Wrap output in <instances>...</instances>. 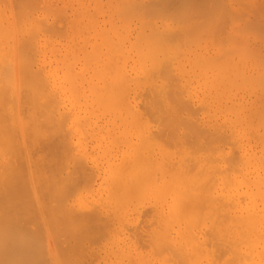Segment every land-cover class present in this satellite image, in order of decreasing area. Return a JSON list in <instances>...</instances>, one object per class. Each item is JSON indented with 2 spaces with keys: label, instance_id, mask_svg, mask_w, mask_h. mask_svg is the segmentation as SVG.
Here are the masks:
<instances>
[{
  "label": "bare ground",
  "instance_id": "bare-ground-1",
  "mask_svg": "<svg viewBox=\"0 0 264 264\" xmlns=\"http://www.w3.org/2000/svg\"><path fill=\"white\" fill-rule=\"evenodd\" d=\"M57 1L5 6L0 229L19 232L23 220V229L35 230L25 220L36 226L40 216L43 226L56 225L44 227L63 256L71 243L63 251L59 243L78 233L73 223L106 213L103 226L96 222L102 238L114 216L128 227L115 240L114 264H264V56L257 47L264 27L261 34L259 20L244 18L246 3L240 12L234 6L239 14L244 8V23L225 24L229 0ZM254 26L260 39L251 42ZM70 199L84 213L76 211L75 220L73 210H63ZM68 214L75 228L70 218L65 224ZM87 222L79 239L99 245ZM60 230L65 240L56 237ZM13 235L1 234L8 240L1 245L11 253L28 249V264H36L32 240L22 248L26 234ZM81 245L66 255L91 258L87 245L78 253ZM23 257L19 264L29 261Z\"/></svg>",
  "mask_w": 264,
  "mask_h": 264
},
{
  "label": "rangeland",
  "instance_id": "rangeland-1",
  "mask_svg": "<svg viewBox=\"0 0 264 264\" xmlns=\"http://www.w3.org/2000/svg\"><path fill=\"white\" fill-rule=\"evenodd\" d=\"M1 1H2V0H0V5H1L0 10L2 11V12L0 11V42L3 40V38L5 37L4 35L6 34L5 26H6L7 16H8V14H9V11H8V10H9V9H8L9 7H5L6 4H7V6H9L7 0L5 1V2H6L5 4H4L3 2H1ZM3 1H4V0H3ZM8 1H9V0H8ZM52 1H53V3L55 2V6L57 5L56 2L59 3V1H57V0H52ZM222 1H223V0H222ZM225 1H226V0L223 1V4H225V5L227 6L229 3L226 1V2L228 3V4H226ZM237 1H238V2H237ZM253 1H254V0H252V1H251V0H250V1H244V0H243V2L246 3V6H247V8H248V9L245 8L247 14L245 13L244 8H242V11H243L244 14H243V13H240V14H239V12L241 11V9H240L241 7H240V6L245 7V6H243L244 3L242 2V0H232V1L229 0L230 3L233 2V4H234V5H233V4L231 3V4L228 5L229 7H231L230 5H233V6L231 7V9H230V8H225V9L222 8V9H223V10H226V9H227L226 11H230L231 13H232L233 11L238 12V11L240 10V11L238 12V16H239V17H240L242 14H243V15L246 14V16H244V18H245V17L249 18L250 16H252V17H253V19H252V17H251L252 22H253V21H258V20H259V21H258V22H259L258 25L260 24V25H261V28H262V27H264V23L261 24L260 21L263 20L262 22H264V19H263V18H264V13H263V11H264V4H263V3H264V2H262V1H264V0H261V2H260L259 0H255L254 2H253ZM258 1H259V3H258ZM219 2L221 3V1H219ZM248 2H249L250 4H251V3L253 4V5L251 4V5H252L251 7L254 8V9H256V8L258 9L257 6L260 5V6H259L260 8L258 9L259 11H258L257 9H256L257 11H256V10L254 11V9L252 10L251 7L249 6V3H248ZM220 3H219V4H220ZM240 3H241V4H240ZM247 3H248V4H247ZM223 4H222V5H223ZM255 4H256V5L258 4V5L256 6ZM244 5H245V4H244ZM261 5H262V6H261ZM219 6H220V5H219ZM234 6L237 7V10H238V9H239V10H238V11H237L236 9L234 10ZM220 7H221V6H220ZM220 7H219V10H220ZM239 7H240V8H239ZM261 7H263V8H261ZM232 8H233V11H232ZM4 9H5V10H4ZM228 9H230V10H228ZM223 10L221 11L222 13H223ZM249 10H250V14H248ZM260 10H262L261 13H260ZM252 11H253V12H252ZM230 12H228V14H229ZM236 12H233L234 15H236ZM251 12H252V14H251ZM2 13H3V15H2ZM225 13H226V12H225ZM231 13H230L231 16H230V15H227L228 17H230L229 20L226 19V18H225V19L222 18V20H223V22H225V24H227V22L230 21L231 18H232L233 20L235 19V20L238 21V22L240 21L239 23H241V22L244 23V21H243V19H242L243 16L240 17V18L242 19V20H241V19H239L238 16L236 17V16L232 15ZM258 13H259V14H258ZM226 14H227V13H226ZM257 14H258V16H256ZM260 14H262V17L260 16ZM221 15H224L223 17H227V16H225L224 13L221 14ZM248 15H249V17H248ZM253 15H254V16H253ZM259 17H261V18H259ZM236 18H237L238 20H237ZM224 20H226V21H224ZM235 20H234V21H235ZM232 22H233V21H232ZM249 22H250V25H251L252 22L250 21V19H249ZM228 23H229V22H228ZM236 23H237V22H236ZM254 23H255V22H254ZM254 23H252V24H254ZM237 24H238V23H237ZM255 24H256V23H255ZM255 24H254V25H255ZM245 25H246V23H245ZM260 25H259V27H260ZM246 26H247V25H246ZM255 26H256V25H255ZM255 26H254V28L252 27V31L250 32V34H248V33H249V31H250L251 29L247 31V35H248V37L250 38L249 40L251 41V39H254V40H252L251 42H255V41H256L255 39L258 38L257 35H259V34L261 33V31H263V28L260 30L259 27L256 26V27L258 28V31H260V33L258 34V31L256 30L257 28H256ZM255 28H256V29H255ZM253 30H254L255 32H254ZM252 34H254V35H252ZM255 34H256V36H255ZM261 34H262V33H261ZM249 35H250V36H249ZM262 35H263V36H262ZM262 35H259V37L261 36V37L264 39V31H263V34H262ZM254 37H255V38H254ZM261 37H260V38H261ZM260 38H259V39H260ZM262 38H261L260 40L257 39V40H259V41H257L258 43L261 42V41L263 42V43H261V44H260L259 46H257V47H259V51H260V53H261V51H262L261 54H263V56H264V41H263ZM0 45H1V44H0ZM261 48H262V49H261ZM260 49H261V50H260ZM2 58H4V56H2V53H0V61L3 60ZM64 201L66 202V203L64 202L66 205H67L68 202H69V203H68V205H67L66 208L64 207L63 210H65V209H70V214L72 213L71 210H73V213H75L76 211H79L80 209L82 210V206L80 205V206H81V207H80L79 204H78L77 202H74V201L71 200V199H70L69 201H67V200H64ZM60 203H61V206L59 205ZM60 203L57 204L56 206H58V205H59L60 207L65 206V205L63 204V202H60ZM29 204H30V203H29ZM29 204H26V205H28V206L30 207L32 204H30V205H29ZM76 204H78V207H76ZM68 206H69V207H68ZM58 208H59V207H58ZM79 208H80V209H79ZM59 209H60V208H59ZM61 209H62V208H61ZM74 210H75V211H74ZM81 210H80V212H81ZM65 211L68 212V210H65ZM82 213H83V212H81V214L79 215L78 212H77V215L81 217V216H82ZM83 214H84V213H83ZM94 214H96V215L99 214V215H100V213H94ZM94 214H92V215H94ZM87 215H89V214H87ZM92 215H91V216L89 215L88 217H91L90 219H93V220H95V221L92 220V222H91V220H89V218H88V222H87V221H86V217H85L86 215H85V216H83V219H81V218H79V217L77 216L80 220H83L82 222L79 220L80 222L78 221V223H77V222H76L77 220H76V221H73V220H75V219H78V218L76 217V213L74 214V216H75L76 218L74 217L73 220L70 218V217H73V216H71V215L68 214V217H67V216L65 217V218H68V219H67V223H65V224L68 225V223H69L68 221H70V220H72V221H70L69 227L74 226V225H72L71 222H76V223H73V224H79V225H81V226L83 225V224H82L83 222H87V223H84V224L89 225V226H90L89 229H92V231H93V229H95L93 232L96 233V234H98L97 231H96V229H98L97 226H96V224H98V225H100V224H99V223H96V222H98V221L100 222V221H101V222H102V226H103V224H105V223H103V221L106 220L107 218H104V219H103V218H101V217H102L103 215H104L105 217H108V216L106 215V213H101L100 217H98L99 215H98V216H95V215H94V218H93ZM34 216H35V215H34ZM36 216H37V215H36ZM36 216H35V217H36ZM69 216H70V217H69ZM37 217H38V216H37ZM39 217H40V216H39ZM39 217L36 218V219H37V224H38V225H39V223H38V219H39ZM97 217H98L99 219L101 218L103 221H102L101 219L99 220ZM111 217H113V215H112ZM33 218H34V217H33ZM65 218L63 217V219H62V221L64 220L63 222H66V221H65V220H66ZM69 218H70V220H69ZM84 218H85V219H84ZM96 218H97V220H96ZM115 218H116L115 216H114L113 218H111V220H110L111 222L109 221V223H108V225H110L111 227H110V226H106V225H107V223H106V225H105V226L107 227V228H106V231H107L109 228L112 229L113 227H115V230H117V228H118V226H119L118 223H122V224L120 225V228L118 229V231L121 230V231L123 232L124 229L128 228L127 225H125L126 223L123 222L122 218H120V219H118V218L115 219ZM23 219H24V218H23ZM36 219H35V221H36ZM48 219H49V218H48ZM112 219H114V221L116 220L115 223H112ZM0 220L3 221V220H5V219L3 218V219H0ZM31 220H32V218L30 217V219H29V218H28V219L26 218L25 221L27 222V224H30V223H31L30 225H31L32 227H35V230H34V228H31V229L28 228V229H26V230L23 229V226H21V224L23 223V224L25 225V223L23 222V220H21V221L18 220V225H20V226H16V229L18 228V231H19V230H20V231H19V232H16L17 230H14V232H15V240L19 237L20 232L22 233L23 236L26 234V235H25V238H27V240H26V239H25L24 237H22V235H21L20 237H22L23 240H21V238L19 237V238H20V243L23 242V241H28V240H29V242H30V240H32V241H31L32 243L30 242V243H31V247L35 248L34 250H36V251H34V250L31 248V250H33L34 252H33V251H30V250H29V252H32L33 256H35V257L32 258V259H35V258H36V261L39 260L36 264H41L42 261H40V258H41V260H42V259H44V260L46 259V260H47V257H48L49 260H50V261H49L50 263L48 262V264H51V262H52V264H59V263H58V259H57L58 257H56V256H57L56 254H58V253H56V252L54 251L55 249L57 250L56 247H58V245L55 247V249H53V245H52V244H54V243H50V242H54V239L52 238L53 241H51V239H49V236H48V234H47L48 231L46 232V229H45V227L48 226L49 229L47 228V230L50 231V227H52V226L55 225V224L53 223L54 220L52 221L53 224L50 225V227H49V223H47V226L44 225V226H45V227H44L43 224H42V221H43V223H45V224H46V222H48V221L44 222V221H45L44 218H40V219H39V220H40V224H41V226H43V230L41 229V230L43 231V236H42V237L39 236L38 229H37L38 227L36 228V226H38V225L34 226L35 224L33 225V221L31 222ZM33 220H34V219H33ZM60 220H61V219H60ZM60 220H58V222H61ZM84 220H85V221H84ZM108 220H109V219H107V221H108ZM10 221H11V223H15V222H13L12 219H10ZM14 221H15V219H14ZM35 221H34V222H35ZM56 221H57V220H56ZM56 221H55V222H56ZM114 221H113V222H114ZM19 222H22V223L19 224ZM50 222H51V221H50ZM93 222H94V223H93ZM116 222H117V223H116ZM4 223H5V221H3V223H1V224L4 225ZM11 223H10V224H11ZM56 223H57V222H56ZM80 223H81V224H80ZM92 223H93V224H92ZM111 223H112V224H111ZM123 223H125V224H123ZM1 224H0V226H1ZM63 224H64V223H63ZM63 224H61V225H63ZM65 224H64L63 226H66V227H67V225H65ZM3 225H2V226H3ZM12 225H13V224H12ZM14 225H17V224L15 223ZM59 225H60V223H59ZM61 225H60V226H61ZM79 225H76L77 228H75L76 226L73 227V228L77 229V230H76V233H77V232L79 233V230H78V229L81 228ZM91 225L96 226V227H93V226H91ZM112 225H113V227H112ZM122 225H124V226L122 227ZM2 226H1V229L6 228V227H2ZM4 226H5V225H4ZM9 226H10V225H9ZM26 226H27V225H26ZM39 226H40V225H39ZM55 226H56V225H55ZM63 226H62V227H63ZM85 226H86V225H85ZM128 226H129V225H128ZM69 227H67V233L69 232L68 234H70V231H71V230L68 231ZM82 227H84V225H83ZM91 227H92V228H91ZM53 228H54V227H53ZM99 228H101V227H99ZM102 228H103V227H102ZM1 229H0V235L2 234V236H3L4 231L1 230ZM8 229H9V230H8ZM12 229H13V228L10 229V227L7 228V231H9V234H10V230H12ZM14 229H15V228H14ZM51 229H52V228H51ZM56 229H57V228H56ZM64 229L66 230V228H64ZM64 229H62V230H64ZM82 229H83V228H81V230H82ZM110 229H109V231H111V233L108 231V232H109V235H108V236H110L109 238H107V234H108V232L106 233V232L103 231V232H104V235L106 234L105 237L108 239V241H107L106 239H105V240L103 239V238H105V237L102 238L103 235H100V234H98V235H94L93 232H92V235H91L89 232H87V233H89V235H91L92 237L98 236L97 238H99V236H100L101 239H103L102 241H101V239H100V242H102V243H100L99 245H98L99 240H98V243H97V241H96L95 239H94V241H93L92 243H90V240L88 239V237H87L88 240L84 241V240L86 239V238H85L86 236H85V237L82 236V234H83L82 232H83V231L85 232L84 229L82 230V232L80 231L79 234H81V235H79L78 233L75 234V232H74L75 230L72 229V232L74 233V236H71V235H73V233H72V234L70 235V237H71V238L73 237V238H74V241H73V238L70 239V240L67 239V238H70L69 235H68V236L66 237V240H68V244H65V243H67L66 240H65V236H66V234H64V233H65V232H64L65 230L63 231L64 233L62 232V230H60V231L62 232V235H61V233H60V234H59L60 236L58 235V236H56V237H58L59 239H60V237H61V238L64 237L63 240H65V241H62L61 244H63V245H60L59 242H56V243H59V247H60V246H64V248H65V246L68 247L67 245H69V243L72 244L73 242L76 243L77 245H81V242H80L81 239H79V238H81V236H82V237H83L82 239H84V238H85V239H84V240H81V241L87 243V244L85 243L84 245H85V246L87 245V249H88V250L90 249V251H88L87 249H86V251H85V250H84V247H83L84 245H83V246L81 245L79 248H78V246H77V249H76V250H77L78 253H79V251L82 252V250H79V249H82V248H83V250H84L85 252H87L88 256H90L91 258H94V259H92V261H90L91 258L88 257V259H87L86 256H83V258H79L80 256H82L81 253H80V256H78L77 254H75V256H76V255L78 256L77 258H78L79 260L81 259V260H80V264L82 263L83 260H85V257H86V260H87V261L85 260L86 263H88V262L90 261L88 264H106L107 262H108V264H114V263L112 262V260L114 259L113 261L115 262V257H116V253H115L116 250H115V249H116V247H118V242H116V241H117V240H120L121 237L123 236V234H121V233H122L121 231H119V233L121 232L120 234L115 233V232H118V231H115L114 228H113L112 230H114L115 232H113V231L110 230ZM122 229H123V230H122ZM41 230H40V231H41ZM87 230H88V227H87ZM87 230H86V231H87ZM103 230H105V228H104ZM1 231H2V232H1ZM7 231L5 232L6 235H8V234H7ZM40 231H39V232H40ZM51 231H54V230H51ZM51 231H50V232H51ZM55 231H56V230H55ZM99 231H100V230H98V232H99ZM101 231H102V230H101ZM14 232L12 233V231H11V234L8 235L9 237L12 238V240H13V238H14V235H13ZM103 232H101V233H103ZM5 233H4V236H6ZM17 233H18V236H17ZM40 233H42V232H40ZM58 233H59V230H58V232H56V233L54 232L55 235L58 234ZM112 233H113V236H114V237L111 236ZM12 235H13V236H12ZM40 235H41V234H40ZM49 235H50V234H49ZM64 235H65V236H64ZM77 235H78V236H77ZM86 235H87V234H86ZM89 235H87V236H89ZM93 235H94V236H93ZM116 235H117V237H119L118 239H117ZM2 236H1V238H0V245L2 244V241H3V242H4V241H8V240H6V239H2V238L4 237V236H3V237H2ZM8 236H6V237L8 238ZM16 236H17V237H16ZM30 236H31L32 238H30ZM75 236H76V237H75ZM120 236H121V237H120ZM6 237H5V238H6ZM39 237H40L41 239H40ZM50 237H51V235H50ZM52 237H53V236H52ZM11 238H9L10 241H11ZM54 238H55V237H54ZM75 238H77V241L79 240L78 242H80V243H77V241H76ZM89 238H91V237H89ZM95 238H96V237H95ZM24 239H25V240H24ZM56 239H57V238H56ZM39 240H40V241H41V240L43 241V242L41 241V242H42V245H41V246H40V241H39ZM60 240H62V239H60ZM91 240H93V239H91ZM115 240H116V241H115ZM17 241H18V240H17ZM57 241H58V239H57ZM70 241H71V242H70ZM75 241H76V242H75ZM109 241H110V243H109ZM112 241H113V243H112ZM114 241H115L116 243H115ZM18 242H19V241H18ZM33 242H34V244H33ZM83 242H82V244H83ZM88 242H89L90 246H89ZM94 242H96L97 244H96V243L94 244ZM10 243H11V242H10ZM23 243H24V242H23ZM23 243H22V244H23ZM56 243H55V244H56ZM74 243H73V245L76 246V244H74ZM107 243H109L110 246H108ZM114 243H115V244H114ZM5 244H6V242H5ZM25 244H27V243H24V244L22 245V248H23V246H24ZM71 244H70L69 247L73 246V245H71ZM104 244H105V245H104ZM18 245L20 246V244H18ZM29 245H30V244H29ZM95 245H98V246L96 247ZM114 245H116V246L113 247ZM1 246L3 247L4 244L1 245ZM1 246H0V248H1ZM54 246H55V245H54ZM75 246H74L73 248H75ZM102 246H103V247H102ZM107 246L109 247V252L107 251V249H108ZM40 247H41V249H40V251H39V248H40ZM69 247H68V248H69ZM27 248H28V245H27L26 249H27ZM61 248H62V247H60V250L63 251L64 248H62V249H61ZM68 248H66V250H65L66 252H68V253L71 252V254H72V253H76V251H75L74 249H73V250H74V252H73V250H70V248H69L70 251H67ZM85 248H86V247H85ZM110 248H111V254H110ZM29 249H30V248H29ZM58 249H59V248H58ZM92 249H93V250H92ZM3 250H5V246H4V249H2V248L0 249V252L3 251ZM6 250H7V249H6ZM6 250H5V251H6ZM22 250L24 251V253H25V251H28V249L25 250V248L22 249ZM60 250H58V251H60ZM95 250L97 251V253H98L99 255H98L97 253H95V252H92V251H95ZM5 251H4L3 253H8V255H5L4 258H1V257H0V258H1V259H4V260L2 261L3 263L6 261V264H9V263H11L10 261H11V260L13 261L14 257H16V256H15V255H16L15 253H17V251H15V253H14V252L11 253V252H9L8 250H7L8 252H5ZM37 251H39V252H37ZM41 251H42V252H41ZM65 251H64V252H65ZM99 251L102 252V253H100ZM19 252H21V250H20V251L18 250V253H17V254H19V256L17 255L18 258H19V257H22V258L24 259V257H23L24 255H25V258H26V256H28V257H27L28 259L26 258L27 260H29L28 262H26V263L28 264V263L30 262V257H29V255H30L31 253L28 255V253H27V254H26V253L24 254V253L22 252V254H21V253H19ZM60 252H61V251H60ZM60 252H59V254H58L59 257H61V258H60V261H61V259H62V257H63V263H62V261H61V262L59 261L61 264H64V261L67 260V256L69 257V258H68V260H69V259H71V257L74 255V254H73L72 256H69V255H66V254H68V253L65 252L66 254H64L63 256H61V254H63V252H61V253H60ZM90 252L92 253L91 255H90ZM13 253H14L15 255H13ZM55 253H56V254H55ZM93 253H95V255L97 256V258H96V256L94 257V254H93ZM11 254H12V255H11ZM83 254L85 255L84 252H83ZM87 254H86V255H87ZM101 254H104V255H101ZM105 254H106V255H105ZM2 255H4V254H2ZM21 255H23V256H21ZM41 255H42V257H41ZM111 255H112V256H111ZM113 255H114L115 257H114ZM0 256H1V254H0ZM6 256H8V257H6ZM30 256L32 257V255H30ZM64 256H65V257H64ZM99 256H100V257H99ZM9 258H10L11 260H9ZM18 258H15V259L18 260ZM73 258H74V256L72 257V259H73ZM108 258H109V259H108ZM15 259H14V261L16 262ZM78 259H75V258H74L75 262H74L73 260H70L71 262L69 263V261H68L67 264H72V262H74V263L77 262L76 264H78V263H79ZM27 260H25V261H27ZM46 260H45V261H46ZM76 260H77V261H76ZM0 261H1V260H0ZM14 261H13V262H14ZM20 261L24 263V261H22V259L20 260V258H19V262L17 261L18 264L20 263ZM45 261H44V262H45ZM101 261H103V262H101ZM7 262H8V263H7ZM13 262H12V264H15V263H13ZM44 262H43V263H44ZM65 262H67V261H65ZM110 262H111V263H110ZM3 263H2V264H3ZM43 263H42V264H43ZM74 263H73V264H74ZM83 263L86 264L85 262H83ZM83 263H82V264H83ZM0 264H1V262H0ZM30 264H31V263H30ZM33 264H35V263L33 262ZM44 264H45V263H44ZM115 264H118V259L116 260V263H115Z\"/></svg>",
  "mask_w": 264,
  "mask_h": 264
}]
</instances>
